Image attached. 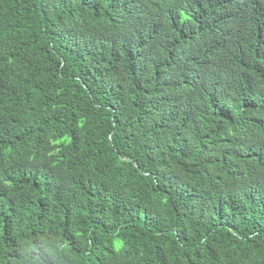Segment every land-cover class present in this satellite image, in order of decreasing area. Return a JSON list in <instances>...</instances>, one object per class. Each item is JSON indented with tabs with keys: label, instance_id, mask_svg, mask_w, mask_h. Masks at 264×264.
Instances as JSON below:
<instances>
[{
	"label": "trees",
	"instance_id": "1",
	"mask_svg": "<svg viewBox=\"0 0 264 264\" xmlns=\"http://www.w3.org/2000/svg\"><path fill=\"white\" fill-rule=\"evenodd\" d=\"M0 264H264V0H0Z\"/></svg>",
	"mask_w": 264,
	"mask_h": 264
}]
</instances>
